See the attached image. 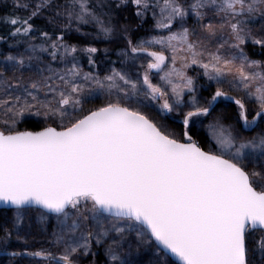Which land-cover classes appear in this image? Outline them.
<instances>
[{"label": "snow or ice", "instance_id": "6c2138e0", "mask_svg": "<svg viewBox=\"0 0 264 264\" xmlns=\"http://www.w3.org/2000/svg\"><path fill=\"white\" fill-rule=\"evenodd\" d=\"M129 2L136 6V16H142L143 10L150 7L149 0H65L63 4L36 0L34 5L13 0L15 8L30 9L29 14L13 13L3 18L12 26V37L28 38L34 33L43 37L40 44L29 43L25 49L30 53L29 61H39L40 54L46 53L53 62L71 56L72 66L58 73L49 64L47 71L52 75L27 86L0 81V111L9 117L4 120L7 131L0 130V202L18 210L11 228H4L0 244L7 246L14 233L18 240L22 238L19 210L34 205L56 216L54 242L63 245L57 264H79L74 258L77 255L95 258L93 244L103 248L108 257L106 264H140L130 257L142 250L149 254L144 264H171L170 254L180 264H256L249 252L264 264V129L245 137L218 116L207 125V138L215 142L207 151L190 135L191 125L202 123L193 118L211 115L218 98L235 103L236 120L242 129L254 131L264 122V62L250 60L241 47L251 43L264 53V31L253 33L250 27L257 18L264 21V0H195L190 5L198 22L206 14L203 9L223 14L218 29L212 23L201 27L208 40L217 38L218 30L223 32L227 27L234 41L229 46L238 50L221 56L220 49L229 43L224 40L215 54L210 53L209 62L201 65L205 75L223 84L235 68L229 85L237 90L242 87L248 98L254 97L258 108L249 119L244 101L219 88L205 106H198L193 98L194 110L182 116L179 135L183 142L175 132L166 131L139 108L130 106L140 91L138 82L115 70L105 82L91 74L82 76L76 61L81 49L64 43L63 34L53 39L57 31L63 33L73 21L94 22L101 33L111 36L113 12ZM164 13L167 15L157 23L158 28L170 29L177 19L183 24L189 15L178 0H163ZM41 17L45 24L38 28L33 21ZM61 23L63 28L59 27ZM50 26L52 35L47 30ZM123 31L127 33L129 28L125 26ZM192 34L183 28L169 36L167 44L172 47L173 41H180L193 57L202 55L196 48L203 45V40L190 41ZM145 43L165 41H142L133 46L128 39L133 53L146 51ZM82 51L93 63L92 56L98 49L86 47ZM148 55L154 61L149 68L159 70L166 57L162 52ZM5 60L12 62L17 71L25 65L23 53L8 55ZM192 62L197 63L195 58ZM43 71L39 69L38 74ZM81 79L85 83L94 81L90 95L100 90L108 97L115 92L119 98L85 110L84 85L77 82ZM143 84L152 99L167 95L151 83L147 74ZM184 87L192 91L190 78ZM20 89L23 94L15 95ZM41 92L43 100L39 98ZM172 92L175 106L167 99L161 106L167 112L176 111L182 103L183 90L173 86ZM25 113L42 117L45 126L39 131L15 130L17 118L22 119ZM246 162L260 165L249 169ZM47 220L48 216L41 214V223ZM125 248L127 251L121 253ZM28 254L56 259L46 251Z\"/></svg>", "mask_w": 264, "mask_h": 264}, {"label": "rangeland", "instance_id": "374dc122", "mask_svg": "<svg viewBox=\"0 0 264 264\" xmlns=\"http://www.w3.org/2000/svg\"><path fill=\"white\" fill-rule=\"evenodd\" d=\"M194 2L195 0H181L180 2H178L183 5L184 8L189 12V15L184 18L183 24H181L179 19H177L173 21L172 27L170 29L161 28L160 31H158L156 34H153L145 39H141L137 42V44H139L142 41L147 42L163 40L165 41L164 44L145 43L144 47L146 48V51H141L137 53H133L132 51H122L119 53L121 59H123V61L125 62H128V66L130 68H124L119 72L126 75L132 81L138 82V87L140 88L138 95L133 97L130 106L139 108L141 112L147 115L155 123L163 126L166 131L175 132L177 134V138L179 139H182L179 134L181 133L183 128V113L194 110L192 107L193 98H195V100L198 102V106H205L207 101L211 100L217 88H219L221 91L226 92L230 97H235L237 99L243 100L246 107L249 109V113L254 114V112L258 108V105L255 103L254 97L251 99L248 98L245 95V92L242 87L237 90L229 85L228 81L233 79V75L235 74V68H233L232 74L226 76L225 82L223 84H218L215 80H210L208 76L205 75V70L201 65L203 63L209 62L210 53L215 54L219 45L221 43H224V40H228L229 43L225 44L224 47L220 49L219 54L221 56H230L232 54H235L238 50L231 49L229 46L230 43L234 41L230 40L229 29L227 27L224 28L223 32H220L218 30L217 38H213L212 40L206 39L207 32L202 29L201 25H207L208 23H212L213 25H216L218 29V26L223 22V14L216 15L214 10L203 9L201 11L205 12L206 14L204 15L203 20H200L198 22L196 15L190 10V5ZM262 25H264V21H260L257 18L256 22L252 23L250 27L253 33H260L261 31H264ZM183 28H188L190 33H193L192 35H190V41L196 43L198 40H203V45H198V47L196 48V52L202 53V55H197L196 57H193L192 53L187 49L186 45H184L180 41H173L172 47L168 46L167 38L174 33H180ZM220 37H223V39H220ZM248 45L252 44L248 43L247 45H242L241 47L244 48V52L249 57V59L264 62V56H259V53L257 51V53H250L252 47H248ZM257 49L261 51L258 46ZM149 52H162L163 55L166 57L164 64L161 65L159 70L149 68V64L154 62L153 58L148 55ZM29 54L30 53L26 52L27 56ZM194 58L196 59L197 63L192 62ZM101 65L102 67H100L99 70L103 74H105L104 78H102V81L105 82V77L112 75L113 70L116 69L110 64L106 65L102 63ZM139 66H141L140 71L137 68ZM256 70L259 71L261 69ZM34 71L37 73L38 69L35 68L31 70V72L33 73ZM169 73H171V75H168ZM145 74L148 75V78L153 85L161 88L162 91H165L167 93L164 98L157 97L156 99H152L150 94L146 95L148 89L147 86L143 84ZM178 74H182V76ZM162 77L167 78L161 79ZM189 78L192 80V91H189L187 88L184 87V84ZM169 80L171 81V83L168 82ZM120 83L122 84V82ZM173 86H176L178 89L183 90L182 103L176 111L167 112L166 110L162 109L161 106L164 103L165 99H167L169 103L175 106L176 98L172 92ZM103 95V104L108 99L115 101L119 98V94H116L115 92L111 97H108L104 92ZM227 102L230 103L231 101L224 98H218L213 107L211 115H209L208 117H194L193 119L195 121H201L202 123L192 124L191 131H194L195 134L203 132L205 136L208 137L207 125L218 116H223V122L226 125H232L234 127L233 121L235 120V117L232 116L231 113L235 112V110L226 107ZM83 107L85 110H87L93 109L97 106L94 104H86L84 101ZM50 125L55 126L52 124ZM18 128L19 127L16 125L15 130H17ZM236 130L239 132L241 131L238 129ZM214 146L215 142L209 141L207 138V144H205L206 151L210 148H213ZM68 211L69 213H72L71 209H68ZM17 213V209L7 214L0 213V230H4V228H11L12 222L15 220ZM19 214L22 219L18 226V230L22 238L18 240L16 238L15 233L12 235V237L18 240V242L23 241L25 243L30 241L37 242L42 240H50V244L52 246L51 248H54L53 246H61L59 254L53 256L56 258L54 261L57 264L59 256L63 254V246L57 245L54 242L53 232L56 230V216H49L46 214L48 216V220L44 223H41L40 216L41 214L45 213L40 210L21 209L19 210ZM93 246L95 247V244H93ZM42 249H45L47 251L49 250L47 247H44ZM91 258L93 259L92 256ZM91 261L92 260L90 259V262ZM90 262L87 261L86 264H91Z\"/></svg>", "mask_w": 264, "mask_h": 264}, {"label": "trees", "instance_id": "16d2710c", "mask_svg": "<svg viewBox=\"0 0 264 264\" xmlns=\"http://www.w3.org/2000/svg\"><path fill=\"white\" fill-rule=\"evenodd\" d=\"M181 0H178L180 2ZM30 3L35 4L36 0H21V3ZM58 3H65V0H57ZM92 3H95V0H91ZM118 2V0H113V3ZM150 7L147 10H143L142 16H136L135 13L137 11L136 6L132 3H128L127 5H122L121 8L116 9L112 14V26L114 27V32L111 36H105L103 33L99 31V27L94 23L90 22L88 24H79L76 21H73L71 27L66 29L63 33L57 31L53 39L56 36L61 34L64 35V43L69 45H75L81 51H78L76 54L77 67L79 68L81 75L83 74H91L92 77L98 78L101 82L102 78H104L105 74H103L99 69L103 64H110L114 66L115 71L119 72L124 68H129L128 62L123 61L120 57V52L122 51H131V48L128 45V39L132 40L133 46L137 45V42L141 39H145L153 34H156L160 31L161 28H158L156 25L159 21L163 19L166 14H161V8L163 7V0H149ZM29 10L25 9H17L13 4V0H0V81L7 80L12 85H16L20 83L22 85H29L33 80H42L52 73L47 71V67L50 64L53 69H55L58 73L64 72L67 68H70L72 57L68 56L64 61H51L50 57L46 53H41V59L39 61L32 60L29 61L27 59L25 49L28 48V44H40L43 41V37L39 35V33H34L32 37L22 38V37H12L10 36V31L13 30L12 26L9 23L4 22V17L10 16L13 13L15 16H27L29 14ZM48 15L47 12L44 14ZM36 27H43L45 24L44 19L36 18L33 21ZM127 26L129 31L125 33L123 28ZM60 28L64 27V24L61 23L59 25ZM79 28V31H77ZM49 34L52 35V27H48L47 29ZM27 42H24V41ZM18 41H20L18 43ZM86 47H96L98 52L92 56L93 63H89L88 54L83 52L82 49ZM248 47H252L251 52L259 53V56H264V53L257 49V46L248 45ZM62 51V50H61ZM257 51V52H256ZM20 53L24 54L25 65L19 71L15 70L12 67V62L6 61L5 57L8 54H12V56H18ZM44 69L43 74L40 75L38 72H31L32 69ZM140 71L141 66L137 67ZM144 68V67H143ZM130 69V68H129ZM133 72V71H132ZM58 82V81H57ZM84 85L83 99L86 104H94L97 107L103 106L104 95L100 90H96L92 92L90 95V91L95 88L94 81L90 80L85 83L82 79L77 81ZM15 95H22V89L17 90ZM3 95V89L0 87V96ZM39 98L41 100L44 99L43 92L39 94ZM51 98V97H49ZM226 107L235 110L232 112V116L235 117L233 121L235 129L241 130V135L245 137H251L256 135L261 129H264V122H260V127L256 128L254 131H245L241 128L240 123L237 122V106L233 103H226ZM251 110V109H250ZM253 113H249V118H251ZM9 119L8 116H5L2 111H0V129L3 131H7V128L4 125V120ZM17 126L19 127L17 130H38L45 126V122L42 117H36L25 113L24 117L17 118ZM9 123L11 121L9 120ZM48 124H53L51 121ZM56 126V125H55ZM194 134V131L193 133ZM194 139L198 141L203 149L206 150L205 144H207V137L203 132H199L195 134ZM248 163V162H246ZM260 162L248 163L249 169L253 166L259 168ZM36 210V209H35ZM14 210H0V213H11ZM3 235V230H0V236ZM63 246V245H62ZM47 247L49 250L42 249ZM50 240H42V241H30V242H18L15 238L11 237L7 246L0 244V264H56L55 259L51 257H37L29 255L28 253H34L38 251H46L51 253L52 256L59 254L61 250V246L51 248ZM251 247V245H250ZM40 249V250H39ZM97 253L95 258H91V255L87 257L77 255L74 258L79 260V264H86L87 261L90 262V259L95 261V264H106L108 261V257L104 254L103 248H97L93 246L92 249ZM127 251V249H121V253ZM20 253V255L13 256L11 253ZM54 254V255H53ZM12 256V257H11ZM60 257V256H59ZM149 258V254L144 253L143 250L141 254L133 255L130 259L139 261L140 264H144L145 261ZM249 258L254 260L256 264H259L258 256L249 252ZM91 261V262H92ZM54 262V263H53ZM90 262V263H91ZM171 264H175L171 261Z\"/></svg>", "mask_w": 264, "mask_h": 264}, {"label": "water", "instance_id": "95a60500", "mask_svg": "<svg viewBox=\"0 0 264 264\" xmlns=\"http://www.w3.org/2000/svg\"><path fill=\"white\" fill-rule=\"evenodd\" d=\"M229 101H231V100H229ZM232 103H233V101H231ZM215 103L216 102H214V105H215ZM41 129V128H40ZM40 129H38V130H35V131H39ZM22 131H32V130H22ZM26 208H34V209H38V210H40V211H42V212H44V213H46V210H44V209H41V208H39L38 206H26L24 209H26ZM11 209H16L14 206H12V205H9V204H5V203H3V202H0V210H11ZM46 214H48V215H52V216H55V214H53V213H46ZM105 215H107V214H105ZM170 260L173 262V263H175V264H180V262H179V260L175 257V256H171V254H170Z\"/></svg>", "mask_w": 264, "mask_h": 264}, {"label": "flooded vegetation", "instance_id": "af4514ba", "mask_svg": "<svg viewBox=\"0 0 264 264\" xmlns=\"http://www.w3.org/2000/svg\"><path fill=\"white\" fill-rule=\"evenodd\" d=\"M193 133V131H191V134L190 135H192L193 136V139H194V136H195V133L194 134H192ZM195 140V139H194ZM183 141V140H182Z\"/></svg>", "mask_w": 264, "mask_h": 264}]
</instances>
